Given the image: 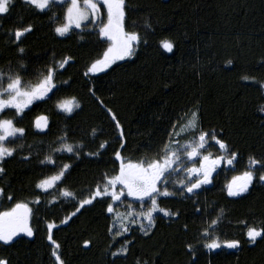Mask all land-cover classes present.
I'll use <instances>...</instances> for the list:
<instances>
[{"label": "trees", "instance_id": "trees-1", "mask_svg": "<svg viewBox=\"0 0 264 264\" xmlns=\"http://www.w3.org/2000/svg\"><path fill=\"white\" fill-rule=\"evenodd\" d=\"M126 5V31L141 38L135 54L88 76L84 73L101 58L108 42L88 27L58 35L64 3L39 12L24 0H13L10 12L0 16V73L5 80L18 74L26 86L36 84L53 69L56 85L22 114L12 108L0 112V120L10 119L25 129L23 136L4 142L14 151L0 162L5 169L0 188L14 200L0 197V211L14 202H28L34 231L11 245L0 243V257L11 264H55L54 245L47 239V224L55 223L52 236L64 264H264V238L252 244L246 237L247 227H264V182L254 180L242 196L227 195L229 179L246 170L249 156L264 158V113L258 110L264 94L259 84L242 80L247 75L264 82V0H126ZM28 25L32 31L16 41L14 30ZM163 40L174 44L171 53L161 47ZM65 59L68 63L61 67ZM73 99L79 107L71 114L58 107ZM107 109L124 129L123 148ZM197 109L203 130L215 129L239 156L194 198L179 197L181 174H173L167 185L173 195L158 200L179 216L157 214L148 235L134 227L114 240L109 232L112 216L106 211L110 198H97L72 215L105 175L118 171L116 151L134 162L155 158L177 118ZM39 117L47 118L42 129L36 127ZM176 139L185 144L193 137ZM105 141L107 147L100 150ZM64 144L78 155L58 151ZM64 164L71 167L54 187H36ZM65 190L73 195L64 197ZM213 220L218 221L214 226ZM205 232L223 244L239 240L241 246L210 251L203 247L210 242ZM125 239L131 241L127 256L113 257Z\"/></svg>", "mask_w": 264, "mask_h": 264}, {"label": "snow or ice", "instance_id": "snow-or-ice-1", "mask_svg": "<svg viewBox=\"0 0 264 264\" xmlns=\"http://www.w3.org/2000/svg\"><path fill=\"white\" fill-rule=\"evenodd\" d=\"M24 2L33 7L39 12H44L49 9L50 5L55 3H63L64 0H24ZM13 5V0H0V16L10 12ZM105 12L102 13L101 9ZM126 0H70L65 12L66 23L62 26H57L55 32L64 36L69 32L72 25L76 28H80L82 23H94L100 22L98 35L106 39L109 42V46L104 51L101 58L95 60L88 67L84 73L88 76L90 73L95 74L100 71H104L110 68L114 63L125 58H130L135 54L134 45L138 44L141 40L138 33L126 31ZM106 15V21L103 16ZM32 31V26L28 25L23 28H17L13 32L14 39L19 41L22 36ZM161 47L171 53L174 49V44L169 40L161 41ZM19 52H24L23 48H19ZM68 63V59L61 62V67ZM231 65L232 61H228ZM3 73H0V112L5 109L12 108L16 110V113L22 114L24 109L27 108L34 100H42L48 96L50 92L56 87L54 81V70L49 69L42 79H39L36 84L25 85L20 75H9L5 80ZM242 80H252L259 84L262 94H264V82L255 81L254 77L247 75L242 77ZM6 85V86H5ZM93 95L95 93L93 92ZM58 107L66 113L71 114L75 108L79 107V104L75 100L62 101ZM261 113H264V104L259 109ZM111 120L114 122L115 129L118 131V139L121 142V147H124V129L117 119L115 113L111 109H107ZM187 119L184 117H178L177 123L172 125V131L168 134V139L161 146L160 151L153 159H145L139 161H132L126 159L120 151L115 152V160L119 162L118 171L112 176L105 175L102 182L95 186V189L90 192L87 198L79 201L76 211L72 215H76L80 209L86 205H92L97 198L108 197L112 201L107 203L106 211L108 213H115L114 203L121 202L122 197H131L135 201L140 202V211H136L131 203L127 205V211L125 213H115L116 220L113 221V228H115L117 221H119V227L113 231V228L109 229L114 240L116 237L125 236L130 231V225L136 224L139 219V229L148 235L151 228L155 226L156 216L155 213H163L166 217L179 216V212H173L169 209L160 207L159 197H168L173 193L168 191L167 185L170 177L181 170L184 167L185 162L182 157H186L187 160H194L196 157L201 156V150L206 148V142L211 140L219 146V150L228 154L227 163L232 165L234 161L238 160L239 153L230 150L229 145L219 138V134L212 129L205 131L200 126L199 109L192 111L190 115L186 114ZM44 121V124H41ZM47 126V118L40 117L36 121V127L42 129ZM96 130L93 129L92 133L95 135ZM25 133L24 128H18L14 125V122L10 119L0 120V162L6 157L13 155V149L5 146L4 142L9 137H16L17 135L23 136ZM185 134H191L193 139L188 143L181 144L180 140L176 137L185 138ZM65 139V138H62ZM107 147V142H103L99 145L100 150H104ZM69 153L75 152L72 145L64 144L62 149ZM88 155H99L100 152L87 153ZM27 157H25L26 159ZM225 157L223 155L212 159L210 155H203L200 161L199 167H185L184 170L188 174V182L184 180L180 181V187L182 191L187 193H194L195 190L201 188L202 185L211 183V174L215 170V166ZM48 163H54L50 158ZM71 166L64 164L61 170L54 176L43 179L36 185L44 191L55 186L57 181H60L65 173ZM5 171L3 167H0V174ZM257 173H260L257 177ZM195 177L194 181L191 179ZM258 179L264 182V158L257 159L255 156H249L246 170L239 176L233 178L232 182L227 186V195L230 197L242 196L247 193L252 186L254 180ZM119 186V188H118ZM64 197L72 196L73 194L67 190L61 193ZM0 197H5L9 201H13L12 195L6 194L5 189L0 188ZM145 201H149V206L144 209ZM39 203V201H35ZM199 211V209H197ZM33 216V209L29 206L28 202H14V204L5 211H0V243L3 245H11L14 239L21 233L27 237L34 235L33 228L30 221ZM71 217H69L70 219ZM127 221V223H125ZM143 221H147L144 224ZM67 223V220L62 221ZM217 220H213L211 225L217 224ZM55 223L47 224V239L54 245V249L51 255L54 257L55 264H64L59 253L60 245L53 240L52 232L56 228ZM187 228V225H185ZM207 237L210 242L204 243L203 247L212 251L223 247L228 249H237L241 246L239 240H227L222 245L218 239H212L209 237L208 232L202 234ZM247 241L255 244L257 238H264V227L257 229L256 227H247L246 231ZM89 242H85V246ZM131 241L125 239L121 247L116 251H113L111 255L113 257L127 256L128 245ZM188 252L192 255L193 261H195V249L189 244L187 245ZM0 264H11L10 260L6 257H0ZM136 264H148L147 261H136Z\"/></svg>", "mask_w": 264, "mask_h": 264}, {"label": "flooded vegetation", "instance_id": "flooded-vegetation-1", "mask_svg": "<svg viewBox=\"0 0 264 264\" xmlns=\"http://www.w3.org/2000/svg\"><path fill=\"white\" fill-rule=\"evenodd\" d=\"M39 118H40V117H39ZM39 118H38V119H39ZM38 119H37V120H38ZM43 123H44V121H43ZM188 142H189V141H188ZM188 142H187V143H188ZM214 148H217L216 151L214 150ZM203 155H210V157H211L212 159H215V158H217V157L223 155V156L225 157V159L222 160V161H220V162L215 166V170H214V171L212 172V174H211V183H210V184L202 185L201 188L195 190L194 193H187L186 191H182V190H181V187H180V181H181V180H184L186 183L188 182V179H187L188 174H187V172L184 170V168H185V167H199V166H200V161H201V158H202ZM182 159L184 160L185 165H184V167L181 168V170H180L179 172L176 173V174H181V179L179 180V185H178L179 187H178V189H177L178 191H180V193H179V195H180L179 197H180V198H194V196H195L196 194H198V193H199L204 187H208L209 185L212 184V182H213V178H214L219 172H222V171L228 170L230 167L233 166V164H234V162H235V161H234L232 165H229V164L227 163L228 156H225L224 152H222V151L219 150V146L216 145L215 142H214V141H211V140H209V141L206 142V148H205L204 150H201V156H200V157H196L194 160H187L186 157H182ZM243 172H244V171H242V172H241L240 174H238V175H234V176H232V178L229 179V181H228V185L232 182V180H233L234 177L241 175ZM174 174H175V173H174ZM191 179L194 181L195 177H192ZM171 180H172V179L170 178V179H169V182H170ZM169 185H170V183H169ZM160 198H161V197H159L158 199H160ZM122 200H123L124 202H123V203L119 202L120 204H118V205H120V206H124V207L127 206L129 203H131L134 207H137V205H140V202H139V201H135V200H133L131 197H122ZM126 200H127L129 203H127ZM110 201H111V200H110ZM149 203H150L149 201H145V203H144V208H147V207L149 206ZM160 207H163V206L160 205ZM163 208L168 209V208H166V207H163ZM157 214H160V215L164 216L162 213H156V215H157ZM164 217H166V216H164ZM23 236H26V235H24L23 233H21L18 237H16V238L14 239V241H15L17 238H19V237H23ZM213 239H218V238H213ZM218 241H219V239H218ZM219 242H220V241H219ZM220 243L223 245V242H220Z\"/></svg>", "mask_w": 264, "mask_h": 264}, {"label": "rangeland", "instance_id": "rangeland-1", "mask_svg": "<svg viewBox=\"0 0 264 264\" xmlns=\"http://www.w3.org/2000/svg\"><path fill=\"white\" fill-rule=\"evenodd\" d=\"M55 3V2H54ZM64 4H65V12H66V9H67V6L69 5V3H70V0H64V2H63ZM83 3V0H81V4ZM101 12L102 13H104L105 12V10L102 8L101 9ZM103 19L106 21V15L105 16H103ZM67 21H66V19H65V14H64V21L61 23V24H59L58 26H62L63 24H65ZM57 27V26H56ZM82 27H88V28H94V29H96V30H98L99 31V27H100V22L99 21H95L94 23H88V22H84V23H82V25H81V27L80 28H82ZM80 28H76L74 25H72L71 26V28H70V30H72V29H80ZM69 30V31H70ZM67 34V33H66ZM101 38H103V37H101ZM103 39H105V38H103ZM109 46V42H108V44H107V47ZM107 47H106V49H107ZM106 49H105V51H106ZM102 57V56H101ZM98 73V72H97ZM91 74V73H90ZM34 85V84H33ZM192 111H195V110H191L189 113H188V115H190V113L192 112ZM187 119V116H186V118H185V120ZM41 124L43 125L44 123H43V121H41ZM118 188H119V186H118ZM112 201H110V203H111ZM118 204H120L119 202H115L114 203V209H115V213H125L126 211H127V206H119ZM134 207V206H133ZM134 209L138 212V211H140L141 210V208H140V205H137V207H134ZM145 210L147 209V208H144ZM115 213H111V218H112V220H111V228H113V221H115L116 220V214ZM157 213H159V212H157ZM163 214V213H162ZM154 215H156V213L154 214ZM140 220L138 219L137 220V223L136 224H132V225H130V229H132V228H138L139 229V224H140ZM125 223H127V221H125ZM143 223L144 224H147V221H143ZM119 227V221H117V223H116V226H115V228H113V231H115L116 230V228H118Z\"/></svg>", "mask_w": 264, "mask_h": 264}, {"label": "bare ground", "instance_id": "bare-ground-1", "mask_svg": "<svg viewBox=\"0 0 264 264\" xmlns=\"http://www.w3.org/2000/svg\"><path fill=\"white\" fill-rule=\"evenodd\" d=\"M133 238V237H132Z\"/></svg>", "mask_w": 264, "mask_h": 264}]
</instances>
